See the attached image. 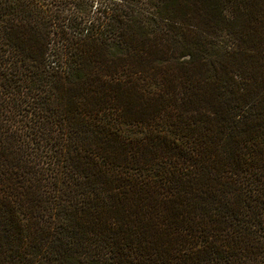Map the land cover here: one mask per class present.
I'll use <instances>...</instances> for the list:
<instances>
[{
	"label": "trees",
	"instance_id": "obj_1",
	"mask_svg": "<svg viewBox=\"0 0 264 264\" xmlns=\"http://www.w3.org/2000/svg\"><path fill=\"white\" fill-rule=\"evenodd\" d=\"M0 264H264V0H0Z\"/></svg>",
	"mask_w": 264,
	"mask_h": 264
}]
</instances>
